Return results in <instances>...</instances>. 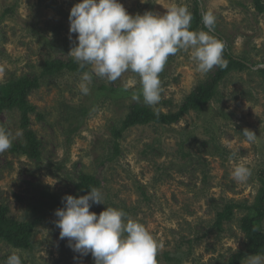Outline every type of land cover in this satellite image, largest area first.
I'll return each instance as SVG.
<instances>
[{
	"label": "rangeland",
	"instance_id": "rangeland-1",
	"mask_svg": "<svg viewBox=\"0 0 264 264\" xmlns=\"http://www.w3.org/2000/svg\"><path fill=\"white\" fill-rule=\"evenodd\" d=\"M201 1L202 12L215 16L216 29L232 53L256 65L229 75L201 112L191 111L170 125L128 130L113 158L112 129L120 127L131 104L145 105L142 95L139 101L132 99L133 93H140V77L127 71L110 83L93 76L88 95L80 87L83 73L45 78L29 98L36 107L30 118L41 143L38 162L13 153L15 145L25 144L20 113L0 112V126L14 137L11 148L0 153V203L14 220H41L31 250L0 242V264L13 253L22 264H95L91 254L80 256L67 238L60 239L58 217L48 211L51 196L46 194L59 200L73 196L80 173L101 180L105 204H94L90 211L99 215L107 207L121 209L127 219L143 224L161 245L158 264H227L245 251V211L234 210L233 220L221 230L215 223L227 204L251 205L264 188V76L259 72L264 68V14L257 13L252 0ZM79 2L0 0V84L38 76L55 53H70L78 41L77 34L69 38V15ZM119 2L133 16L148 11L163 15L172 6H186L190 12L194 8L191 0ZM213 71L199 72L191 50L178 51L160 74V102L146 106L156 113L178 112ZM245 129L257 135L254 142L246 141ZM17 131L22 135L15 136ZM239 164L252 173L243 183L232 178ZM261 228L264 231V221ZM241 264H247L246 259Z\"/></svg>",
	"mask_w": 264,
	"mask_h": 264
},
{
	"label": "clouds",
	"instance_id": "clouds-1",
	"mask_svg": "<svg viewBox=\"0 0 264 264\" xmlns=\"http://www.w3.org/2000/svg\"><path fill=\"white\" fill-rule=\"evenodd\" d=\"M215 19L211 12L203 14V25L209 31H193L192 13L186 6H172L163 15L148 11L133 16L119 0H80L70 10L69 38L77 34L78 43L69 55L81 69L90 68L82 75V93L89 94L87 85L93 76L111 83L131 71L140 77L141 85L140 93H133L132 99L139 101L142 95L145 105L154 106L161 99L160 74L169 56L178 51L191 50V58L202 73L227 67L225 43L210 34ZM21 135V131L15 134ZM243 135L247 142L257 137L248 129ZM13 139L0 126V153L11 148ZM251 174L248 166L239 164L232 178L243 183ZM62 203L64 206L55 210L60 239L67 238L68 246L80 256L91 254L95 264H158L161 245L143 224L127 219L121 209L107 207L99 215L90 211L94 204H105L99 189L93 187L79 197L65 195ZM245 259L247 264H264V253ZM6 264H22L20 255L11 254Z\"/></svg>",
	"mask_w": 264,
	"mask_h": 264
},
{
	"label": "trees",
	"instance_id": "trees-1",
	"mask_svg": "<svg viewBox=\"0 0 264 264\" xmlns=\"http://www.w3.org/2000/svg\"><path fill=\"white\" fill-rule=\"evenodd\" d=\"M193 3L191 30L199 31L205 29L202 22L201 0H191ZM255 10L258 14H264V0H252ZM7 9L6 12H9ZM215 37L222 40L226 47L223 58L227 62V67H214L211 75L199 84L195 90L188 95L181 104L179 111L174 114L156 113L153 109L140 102L130 105L128 114L120 127L112 129V136L115 144V153L113 158L118 154V140L123 133L128 130L151 124L170 125L178 122L182 117L192 112H201L204 107L209 105L218 96L221 83L232 73L245 72L252 70L256 65L249 64L244 58L235 56L232 53L227 38L221 34L214 25V31L211 32ZM89 66L81 69L75 62L74 58L66 52H57L53 58L47 59L41 67L38 76H21L14 78L6 83L0 84V112L20 113V127L24 131L25 144H17L13 147V153L29 157L36 162L41 160V143L36 134L31 130V115L36 113V107L30 103V96L33 92L39 90L45 78H55L63 75L65 72L84 73L89 71ZM264 76V68L259 70ZM40 117V115H38ZM74 185V197L86 195L91 188L99 189L101 180L93 175L80 173L77 175ZM51 196L48 202V211L55 216V210L62 208V200L55 199ZM242 209L246 216L241 222V230L245 234L247 244L245 251L233 255L227 264H241L250 254L264 253V231L261 225L264 221V188H260L255 201L248 206L237 205L236 203L227 204L221 212H218L215 228L221 230L225 222L232 221L234 210ZM91 210V208H90ZM41 220L20 222L10 217L8 207L0 203V242L6 243L16 249L31 250L32 241L37 226Z\"/></svg>",
	"mask_w": 264,
	"mask_h": 264
}]
</instances>
